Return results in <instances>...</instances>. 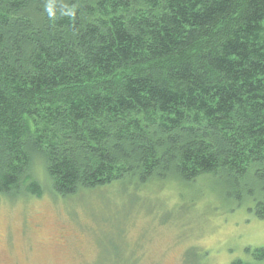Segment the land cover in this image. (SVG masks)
<instances>
[{
	"label": "trees",
	"instance_id": "1",
	"mask_svg": "<svg viewBox=\"0 0 264 264\" xmlns=\"http://www.w3.org/2000/svg\"><path fill=\"white\" fill-rule=\"evenodd\" d=\"M39 166L64 198L215 177L264 219V0H0V197Z\"/></svg>",
	"mask_w": 264,
	"mask_h": 264
},
{
	"label": "rangeland",
	"instance_id": "2",
	"mask_svg": "<svg viewBox=\"0 0 264 264\" xmlns=\"http://www.w3.org/2000/svg\"><path fill=\"white\" fill-rule=\"evenodd\" d=\"M0 197V264H264V219L215 177Z\"/></svg>",
	"mask_w": 264,
	"mask_h": 264
}]
</instances>
